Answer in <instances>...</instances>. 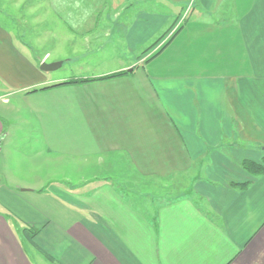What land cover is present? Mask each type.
Listing matches in <instances>:
<instances>
[{
  "label": "crops",
  "instance_id": "obj_1",
  "mask_svg": "<svg viewBox=\"0 0 264 264\" xmlns=\"http://www.w3.org/2000/svg\"><path fill=\"white\" fill-rule=\"evenodd\" d=\"M9 96L45 155L104 178L11 185L6 152L0 264H264V173L240 167L264 151V0H0V109Z\"/></svg>",
  "mask_w": 264,
  "mask_h": 264
},
{
  "label": "rangeland",
  "instance_id": "obj_2",
  "mask_svg": "<svg viewBox=\"0 0 264 264\" xmlns=\"http://www.w3.org/2000/svg\"><path fill=\"white\" fill-rule=\"evenodd\" d=\"M141 4L142 3H139L137 5L141 6ZM144 6L147 5L143 4L141 8ZM134 7L137 8L135 5ZM42 9L43 11H47L48 9V12L50 13V4L48 5L47 9L45 7H43ZM131 12L133 13V11ZM195 12L196 9L192 10L191 13L193 15L190 17L191 19H195V17H197ZM40 13L43 12L40 11ZM49 13L45 15L47 24L52 25L58 23L55 15L53 13ZM191 13H186L182 17V19L180 20V24L182 25L181 28L183 27V19H185L186 22ZM30 19V17L27 18L28 21ZM120 19L123 18L120 17ZM33 24L34 22L31 20L29 25ZM16 34L21 33H18L16 31ZM29 35L33 36L34 33L29 32ZM19 45L21 46L22 43H19ZM89 61L91 63V60ZM93 61H95V58ZM6 98L10 101V104L8 106H5V108L0 109V118L2 120L6 133V138L3 144L0 146V149L3 150L0 154V172L3 164V155L8 152L6 161L7 168L5 172L7 173V177L9 179V182H11V185H21L23 187L33 188H40L42 186H45V188H50L51 186L56 187L58 182L66 181L65 184L67 185H62L61 183V186L59 187L62 188L64 186L68 189L73 186L74 189L81 190L84 187L88 188L94 183L93 181H91L92 177L96 176L97 178H99V180L101 178H104L100 175H94V173L100 174L102 170L97 168V166L95 165L96 163L93 161V159L87 161L64 160L61 162H56L54 159H52L53 157L45 155L42 141L38 132V127L34 120L26 112V109L24 108L20 98L17 96H9ZM0 106H2L1 103ZM44 157L48 158L45 160V164H43L42 160ZM122 169V165L114 169L113 173L115 175H113L114 177H111L113 178L112 180L114 181V183H119L122 180L130 179V177H123L119 175L121 174ZM39 179H41V183L37 185ZM83 180H90V182L82 186L80 183ZM138 180L140 183L142 179L138 178ZM142 184L148 186L152 185V183L146 182V180H143ZM79 185L81 186L80 188L78 187ZM26 247L29 246L27 245ZM30 258L33 261V256L30 255Z\"/></svg>",
  "mask_w": 264,
  "mask_h": 264
},
{
  "label": "trees",
  "instance_id": "obj_3",
  "mask_svg": "<svg viewBox=\"0 0 264 264\" xmlns=\"http://www.w3.org/2000/svg\"><path fill=\"white\" fill-rule=\"evenodd\" d=\"M181 28V27H180ZM179 28V29H180ZM178 29V30H179ZM178 30L176 31V33L178 32ZM175 33V34H176ZM167 33L164 32L162 33L154 42H152V44L146 48L145 50L142 51V54H145L147 51H149L151 48H153L157 43H159L162 38L166 35ZM174 34V35H175ZM173 37H170L167 42L165 44H163L156 53H154L148 60H151L152 58H154L155 56H157L166 46L167 44L171 41ZM147 60V61H148ZM128 74L127 72H118V73H114L102 78H94V79H90V78H86V79H71L56 85H52V86H48V87H43L41 89H33L32 91H30L29 93H34L37 91H41V90H46L49 88H54V87H59V86H64V85H73V84H84V83H89V82H93V81H98V80H105V79H112V78H116V77H120L123 75ZM240 167L247 172L249 175H251L252 177H258L260 175H262L264 173V151H263V156L260 162L256 163L253 162L251 160H243L240 164ZM231 186L236 187L237 189L240 190H245L247 189L249 183H232L230 184ZM24 235L25 237L32 242L33 237L36 235V230L32 229V228H24ZM43 255L48 259L51 260L47 255H45L43 253Z\"/></svg>",
  "mask_w": 264,
  "mask_h": 264
},
{
  "label": "water",
  "instance_id": "obj_4",
  "mask_svg": "<svg viewBox=\"0 0 264 264\" xmlns=\"http://www.w3.org/2000/svg\"><path fill=\"white\" fill-rule=\"evenodd\" d=\"M61 65V62H57V63H43L40 65V70L42 71H51V70H55L57 67H59Z\"/></svg>",
  "mask_w": 264,
  "mask_h": 264
}]
</instances>
